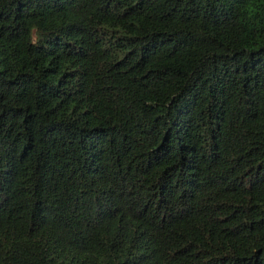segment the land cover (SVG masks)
Instances as JSON below:
<instances>
[{
    "label": "trees",
    "instance_id": "trees-1",
    "mask_svg": "<svg viewBox=\"0 0 264 264\" xmlns=\"http://www.w3.org/2000/svg\"><path fill=\"white\" fill-rule=\"evenodd\" d=\"M0 264H264V0H0Z\"/></svg>",
    "mask_w": 264,
    "mask_h": 264
},
{
    "label": "clouds",
    "instance_id": "clouds-1",
    "mask_svg": "<svg viewBox=\"0 0 264 264\" xmlns=\"http://www.w3.org/2000/svg\"><path fill=\"white\" fill-rule=\"evenodd\" d=\"M32 31H35V29L33 28ZM34 43H35V41H34Z\"/></svg>",
    "mask_w": 264,
    "mask_h": 264
}]
</instances>
